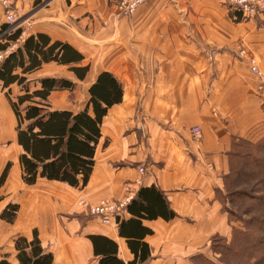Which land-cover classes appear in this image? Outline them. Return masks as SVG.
I'll use <instances>...</instances> for the list:
<instances>
[{"label": "crops", "instance_id": "crops-1", "mask_svg": "<svg viewBox=\"0 0 264 264\" xmlns=\"http://www.w3.org/2000/svg\"><path fill=\"white\" fill-rule=\"evenodd\" d=\"M111 2L69 0L67 6L66 0H56L50 13L35 15L30 25L23 24L27 37L46 35L84 57L69 66L45 63L28 75L29 86L37 84L36 89L42 79L67 80L74 90L84 87L83 105L72 109L49 99L51 110L83 111L88 89L102 72L121 84L122 99L101 121V139L87 185L73 188L47 179L33 186L23 184L12 132L16 120L0 97V175L7 162L13 163L0 198L8 196L5 208L20 207L13 224L0 221V259L15 262L13 248L10 252L5 246L11 248L16 236L31 239L33 230L53 255L52 264H98L101 256L94 251L92 236L112 241L123 264H195L194 258L211 239H230L236 224L224 210L219 174L228 170L233 137H244L264 123V110L262 100L254 96L255 80L245 62L227 48H243L264 73V15L233 23L219 0H149L131 18L105 23ZM180 14L187 18L180 19ZM75 15L85 18V23L91 19L95 27L101 21L107 28L91 40L76 29ZM4 23L0 7V28ZM206 47L219 48L212 61L203 53ZM88 63L83 81L69 71ZM63 67L69 73L57 72ZM195 127L201 132L198 139L191 132ZM8 142L15 151L3 149ZM142 189H154L162 199L151 206V218L138 219L127 208L121 222L135 220L131 233L124 226H104L88 219L76 204L79 198L91 204L120 199L127 191L136 199ZM134 241L147 247L142 260L135 257L140 251L135 255L129 247L128 242Z\"/></svg>", "mask_w": 264, "mask_h": 264}, {"label": "trees", "instance_id": "trees-1", "mask_svg": "<svg viewBox=\"0 0 264 264\" xmlns=\"http://www.w3.org/2000/svg\"><path fill=\"white\" fill-rule=\"evenodd\" d=\"M38 3V2H37ZM9 27L3 25L0 29V51L5 50L12 42H16L22 34L21 28L8 31ZM83 57L68 44L58 41L51 42L48 36L43 34L31 35L0 62V83L4 88L16 84L25 89L22 96L15 100L8 97L10 107L17 118L16 143L21 148L19 157L22 167V180L27 185L36 182L37 176L51 180L65 182L68 185L78 184L77 176L81 175V182L85 185L93 166L95 148L100 138L99 127L108 109L120 103L122 99L121 84L114 76L107 72L98 74L88 89L89 101L85 109L73 114L70 111H54L47 102L51 92L57 90H72L74 84L64 79H42L40 87L36 90L29 88L27 75L41 68L45 63L54 62L62 66L77 64ZM79 81H83L88 72V66L70 67ZM244 143V142H243ZM249 148L256 146L246 142ZM233 157V155H231ZM4 172L0 184L5 178ZM228 176L225 178V187ZM224 188L221 193L224 210L227 211L229 219L237 222L238 228H233L231 241L222 237H214L211 241L210 251L216 261L219 254L224 258H231L241 254L235 252L232 247L239 248L234 243H240L253 235L251 234L248 221L242 218V213L237 214L230 209V200ZM220 197V198H222ZM157 199H162L154 189H142L128 206V210L138 219L151 218L153 208L151 207ZM163 202V201H162ZM17 207L9 205L1 214L0 218L11 222L15 216ZM12 214L11 218H7ZM13 217V218H12ZM255 221L259 220L254 218ZM262 221V220H261ZM260 221V222H261ZM261 232L264 221L260 223ZM259 225V226H260ZM120 226L131 233L135 230V220L131 219ZM253 239V240H254ZM94 251L101 256L98 264H123L116 256V246L106 238L92 236ZM262 244L261 241H259ZM215 243V244H214ZM245 244V242H243ZM247 243V242H246ZM130 249L140 254L135 256L140 260L147 255V247L140 242H128ZM259 244V245H260ZM15 262H10L7 257L0 259V264H52V254L42 248L40 241L34 234L32 239L18 237L14 241ZM196 259V260H195ZM203 254L194 258L195 262L206 261L207 264H215ZM214 261V260H213ZM220 264H227L226 260L217 259ZM223 261V262H222ZM135 264V262L130 263Z\"/></svg>", "mask_w": 264, "mask_h": 264}, {"label": "rangeland", "instance_id": "rangeland-1", "mask_svg": "<svg viewBox=\"0 0 264 264\" xmlns=\"http://www.w3.org/2000/svg\"><path fill=\"white\" fill-rule=\"evenodd\" d=\"M55 1L56 0H36V1H33L32 3L22 2V3L17 4L16 0H0V7L2 8L4 21H5L4 25H7L9 27L8 31L14 30L16 28H21L22 30V34L16 42L10 43L5 50L0 51V62L11 52L15 51L16 48L23 42V40L27 38L28 29H25L23 24L28 23L30 25L35 15L50 13ZM66 1H67V6H69L70 5L69 0H66ZM117 1L118 0H112L111 3H108L109 8L111 9V13H109V16H107V20L105 21V23H108V22L112 23V22L118 21L123 18L128 19V18H131L136 13L135 12L130 17H124L123 15H117L114 9V7H116L115 3ZM148 1L149 0L144 1L143 4L139 6V8L145 5ZM219 2L223 7L226 8L227 16L232 20L233 23L254 20L255 18L257 19V16L264 15V10H263V11H260L258 14L255 13L256 15L254 14L255 16L253 17H249L248 19H243L242 16L234 8L226 4L224 0H219ZM203 16L205 15H201L202 18ZM184 17L187 18V15L184 16L183 14H180V19L184 20ZM197 18H200V15L197 16ZM84 21H85V18L82 19L78 17L77 15L74 16L73 23L76 26V29L79 32L81 31L82 33L86 34L91 40H96L97 38L101 37L102 35L99 34L100 31L102 29L107 28L101 23V21H98L100 25L96 27L94 25V21L92 22L91 19L87 23H85ZM89 22H91V26ZM109 32L110 31H107V33ZM107 36L108 35H105V37ZM1 42L2 41H0V44ZM218 49L219 48L214 50L213 47H206L204 48L203 53L206 55V57L209 60L212 61L213 53L215 51H219ZM227 51L230 52V54H234V56L238 55L241 58V60L245 62L244 64H246L249 74L255 80L254 96L262 100V105H263L262 108L264 110V73L260 70L257 59L254 56H248L247 55L248 52L240 47H233L232 50H229L227 48ZM89 53H94V50H89ZM57 66L59 67L61 65L57 64ZM87 66L89 69L90 63H88ZM253 66L259 69L261 73L260 72L259 74L255 73L252 70ZM57 72L61 74L69 73L66 67L61 68L59 71L57 70ZM27 80H28V75H27ZM17 86L18 85L16 84H12L9 87L4 88L3 85L0 83V97L4 99L6 107L9 109L10 113L12 114L13 122H14V119L16 120V126H14L12 130V132L14 131L13 133L15 134V136H16V128H17V118L12 108L8 106L10 105L8 97L11 100L16 101L17 97L22 96L25 89L18 86L19 87V90H18ZM39 87H40V81H39ZM11 88H12V91H11ZM29 88L31 90H35L37 88V84H34L32 86L30 85ZM19 91H20V95H17ZM86 96H87V93H85L84 87L82 86L80 88H77L75 90L73 89L71 91L69 90L53 91L48 96L47 102L49 101V99H51L52 101L56 103L62 101L64 104H66V106L71 107L73 109L75 107H78V105H83L86 100L84 97ZM99 134H100V127H99ZM243 136L244 137H238V136L233 137V142L231 143L232 147L230 148V151L228 153V161H229V164L227 165L229 166L228 170L227 172H225L226 170H224L223 172L219 174V176L221 178L223 187L228 190L227 194H228V198L231 203L229 205L230 209H232L233 212L235 211L239 215L240 213H242L241 214L242 218L248 221L251 234L253 235L252 237H255L256 239L253 238L254 239L253 240L252 238H249L246 241L243 240L245 244L243 242H241V244L237 242L234 243L235 245L239 246L241 249L232 247L233 250L235 249L234 250L235 252H240L241 250V254H237V256H232L231 258H228L225 256L223 258L219 254H217L216 256H214L216 258V261L213 258V256L211 257L209 256L210 249L208 250V247H209L208 245L210 244L211 246V241L213 240L211 239L209 244L206 243V245L204 246L206 250H201L200 253L198 254H205L207 252L206 255H204L207 258L206 260H208V258L210 257V261H212L215 264H220L218 263L217 259L219 261L220 259H224L226 260L227 264H264V228L261 229L262 230L261 232L259 231V227L262 226L260 225V223L264 221V123L262 122V123L256 124ZM100 139H101V134H100V138L98 139L97 145L99 144ZM246 142L252 143V144L256 143L257 145L252 146V148H249L250 146L245 144ZM9 144L10 143L8 142L6 145H4L3 149L7 151L9 150L8 153H11V151L14 149L12 146H9ZM97 145L95 148V152L97 149ZM15 150H16V153L19 155L17 162L21 168V180H22L23 172H22V167H21L20 159H19L22 153V150L19 146L17 148L16 145H15ZM231 155H233V157H231ZM12 166H13V163L11 162L6 163L0 175V179H1L4 172H6L3 182L0 184V189L4 187L7 176H8V172L10 168H12ZM93 166H94V161H93ZM139 171L140 173L144 172L143 168H140ZM227 176H228V179H227L226 187H225V178ZM40 179H43V178L37 176L36 182L32 185L25 184L23 180L22 182L26 186H33ZM77 180H78V184L76 186H71L68 184L67 185L73 188H78V187L83 188L87 185V183L85 185L82 184L80 177ZM6 195L11 196V194L9 193ZM7 197L8 196L2 197L3 199L0 198V216L7 208V207L5 208L3 205ZM134 197L135 196L133 192L127 191L125 195L120 199L105 198V199L98 201L96 204H91L87 202L84 198H79L76 201V204L79 208H81L86 213L85 217H87L88 219L95 220L104 226H117V225H120V222L122 220V215L124 212H126L129 204L134 199ZM121 204L123 205L126 204V205L123 208H121V210L119 211V205ZM12 205L17 207L15 216L14 218L12 217L13 220L9 222V221H6L0 218V221H4L7 224H13L16 221L20 213V207L18 204H11V206ZM113 205L115 206L114 211H109L107 213L93 212L95 207H98L99 210H105L106 207L113 206ZM225 212L228 213L227 211ZM11 216L13 215L8 214L7 218L10 219ZM254 218H257L259 220L255 221ZM233 223L236 224L234 225V228L239 229L238 223L237 222H233ZM34 234L37 236L38 240L40 241L39 236L35 230H33L32 237ZM18 237H23V236H16L13 239V244L11 248H9L8 246H5L7 248V251L9 250L10 252H12L11 249L13 248V251H14L13 256H15L14 241ZM230 241H231V236L228 242ZM259 241H261L262 244H260ZM40 243H41L42 248L48 251L47 247H44L41 241ZM211 255H214V254L211 253ZM203 261L205 263H203L202 261L200 262L196 261L195 264H207L205 260Z\"/></svg>", "mask_w": 264, "mask_h": 264}, {"label": "built area", "instance_id": "built-area-1", "mask_svg": "<svg viewBox=\"0 0 264 264\" xmlns=\"http://www.w3.org/2000/svg\"><path fill=\"white\" fill-rule=\"evenodd\" d=\"M144 1L146 0H118L115 3L116 7H114L115 13L117 15H123L124 17H130L137 11L139 6L142 5ZM224 2L229 6H231L232 8H234L242 16L243 19H248L249 17H253L256 14H258L260 11L264 10V0H224ZM252 70L257 74H259L260 72V70L257 69L255 66L252 67ZM191 132L194 138L198 139L200 137L201 132L199 128L197 127L192 128ZM121 205H119V211L126 204L124 205L121 204ZM114 210H115V206L113 205L106 207L105 210H99L98 207H95L93 212L107 213L109 211H114Z\"/></svg>", "mask_w": 264, "mask_h": 264}]
</instances>
